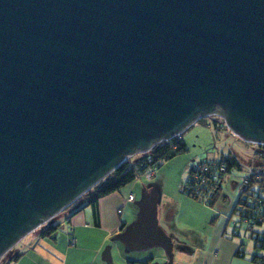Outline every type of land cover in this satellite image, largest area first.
<instances>
[{"label": "water", "instance_id": "water-1", "mask_svg": "<svg viewBox=\"0 0 264 264\" xmlns=\"http://www.w3.org/2000/svg\"><path fill=\"white\" fill-rule=\"evenodd\" d=\"M212 115L264 145V0H0V259ZM155 198L117 239L172 264Z\"/></svg>", "mask_w": 264, "mask_h": 264}, {"label": "rangeland", "instance_id": "rangeland-1", "mask_svg": "<svg viewBox=\"0 0 264 264\" xmlns=\"http://www.w3.org/2000/svg\"><path fill=\"white\" fill-rule=\"evenodd\" d=\"M178 137L183 140L185 151L173 157L159 160L150 181L140 177L127 185L126 190L136 198V206L141 202L144 193L154 191L158 211L160 213L163 209L174 211L179 226L180 223L184 224L180 227V232L173 234L163 225L159 226L169 238H174L172 240L174 244L172 245V264L181 262L189 264L197 261V258L193 260L189 250L179 251L176 239L190 241L192 235L187 228L189 225L198 230L209 231L210 226L218 224L219 220L223 222L225 219H230L229 228L233 226L236 216H232V212L237 204L243 180L253 172L264 174V145L246 143L237 138L225 127L223 120L216 115L199 119ZM143 155L136 154L127 159L125 163L127 166H132ZM228 156L236 158L239 168L232 167L230 172L225 174L219 193L211 207L188 198L182 193L183 184L191 167ZM80 201L78 200L68 209L62 211L52 222L55 223L68 214ZM212 219H215L213 224ZM33 234L36 232L34 231ZM245 240L249 243L248 245H251L249 238ZM16 246L12 249L13 252L17 251ZM126 260H134L136 264H163L167 261V257L164 250L159 247L133 251L126 249L120 243V250L117 258L115 257L114 264H126Z\"/></svg>", "mask_w": 264, "mask_h": 264}, {"label": "crops", "instance_id": "crops-1", "mask_svg": "<svg viewBox=\"0 0 264 264\" xmlns=\"http://www.w3.org/2000/svg\"><path fill=\"white\" fill-rule=\"evenodd\" d=\"M126 187L98 199L93 205L82 207L79 204L78 209L75 206L74 213L72 209V212L54 223L59 226L51 237H41L33 234L34 232L27 235L16 246L21 255L19 260L10 264H108L107 250L111 256V264H114L120 250L117 236L134 223L139 212L133 195V202L126 201L128 194H131ZM157 219L159 225L173 234L180 232V227L184 225L180 223L179 226L177 215L172 209H163L161 213L157 209ZM214 221L212 219V224ZM229 225L230 219H225L210 226L209 231L187 226L192 237L190 241L175 237L179 251L189 250L193 260L197 258V261L189 264H259L253 261V257H263L264 252L255 251L253 242L250 240L251 245H248L245 240L247 238H239L241 234L232 235L233 226L229 228ZM72 239L75 240L74 245L71 244ZM170 239L174 240L173 237ZM240 245H243V257L236 256ZM125 263L136 264V261L126 260Z\"/></svg>", "mask_w": 264, "mask_h": 264}, {"label": "trees", "instance_id": "trees-1", "mask_svg": "<svg viewBox=\"0 0 264 264\" xmlns=\"http://www.w3.org/2000/svg\"><path fill=\"white\" fill-rule=\"evenodd\" d=\"M184 151L185 144L179 137L155 145L149 152L138 158L134 165L127 166V164L124 163L105 177L78 199L81 200L79 202L80 205L77 204L75 208L78 209V205L82 207H84V205H93L98 199L120 191L122 188L133 183L137 177L144 172L146 166L151 165L155 168L159 160L173 157ZM208 163L222 164L225 167L224 175L229 173L232 167L239 168V163L233 156L222 157L217 161H208ZM195 167L196 166H193L188 170L187 178L183 184L182 193L186 197L195 196L189 189L195 187V184L191 182V176L195 171ZM222 181L215 185L210 182V186L214 187V191L212 194L213 198L208 203L209 207L213 205L221 188ZM239 191L238 201L232 212V216H236V221L232 227L231 234L234 236L241 234L239 235L241 239L249 238L253 242L255 251L264 252V174H252L249 176L248 183L242 185ZM74 210L75 209H73V213L75 212ZM53 219L38 228L35 231L36 234H39L41 237H51L59 226L52 222ZM242 247L243 245H240L236 256L243 257ZM20 256L21 255L17 251L13 252V250H11L0 259V264L17 262ZM253 261L264 264V256L255 255Z\"/></svg>", "mask_w": 264, "mask_h": 264}, {"label": "built area", "instance_id": "built-area-1", "mask_svg": "<svg viewBox=\"0 0 264 264\" xmlns=\"http://www.w3.org/2000/svg\"><path fill=\"white\" fill-rule=\"evenodd\" d=\"M195 166V171L191 176V182L195 184V187L193 189H191L192 187L189 188L195 196H190L188 198H191L208 206V203L213 198L212 194L214 191V187L210 186V182L215 185L222 181L225 176V167L222 164H210L208 162H202ZM252 174L256 173L253 172L249 176H251ZM153 175L154 168L151 165H148L146 166L144 172L139 177H137V179L141 177L146 181H150ZM249 176L243 180L242 185L248 183ZM133 200L134 199L132 194H128L126 201L133 202ZM65 220L69 221L68 218H66ZM74 243L75 240L72 239L71 244L74 245Z\"/></svg>", "mask_w": 264, "mask_h": 264}]
</instances>
